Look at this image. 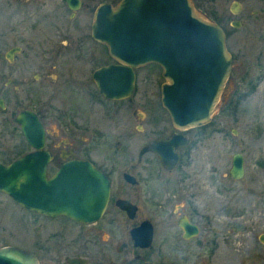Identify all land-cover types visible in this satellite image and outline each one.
<instances>
[{
  "label": "flooded vegetation",
  "instance_id": "obj_1",
  "mask_svg": "<svg viewBox=\"0 0 264 264\" xmlns=\"http://www.w3.org/2000/svg\"><path fill=\"white\" fill-rule=\"evenodd\" d=\"M95 1L0 0V48L7 47L4 51L0 50V64L3 65L0 78L2 74L22 76L24 65L20 62L19 56L22 55L23 48L19 42L14 41L16 38H24L27 30H34L38 27L45 28L46 26L60 33L58 49L53 47L50 50L53 54L47 61L55 58L68 61L66 64L73 65V69L77 70L74 72L79 78H83L85 73L82 59L86 57L82 55L85 53L84 45L87 44V41L84 38H76L71 41L70 37L73 31L83 33L87 16L91 17L89 37L95 43L92 48L97 51L98 48L103 49L109 59V62L97 68L122 64L109 56L105 44L99 43L91 37V27L97 9L105 4L114 7L119 0H100L97 3ZM229 11L233 15L239 14L242 11L241 2L232 1ZM258 14L259 10L255 9L249 15L257 16ZM74 20L76 23L72 24ZM231 23L235 27L243 25L240 19H234ZM245 28L254 32L250 24L246 22ZM14 31L22 32V34L15 35ZM61 34L64 37H61ZM42 58L34 59V61L37 65L48 66L50 63L40 62ZM261 59L262 56L259 55L255 58V62H262ZM147 65L159 67L162 77V69L156 63L133 68L135 77L133 91L138 70ZM52 68L54 65L45 67L47 75L38 72L30 80L27 77L20 79L21 84L33 85L31 87L32 94L38 103L41 98V90H44L45 87L44 84H40L41 81L45 83L47 76H50L52 80L49 81V84L54 83L52 81L56 77L48 72ZM94 70L91 73V79ZM92 82L97 89L93 79ZM164 82L163 79L159 91H161V85ZM11 83V79L7 78L4 86L0 89V94L4 96H0V157L7 158L6 142L9 139L12 141L9 135L15 136L16 132L22 138L27 149H24L25 146L20 144L18 148H15L17 151L13 152L17 156L7 162L0 160V164L6 165L36 150L26 141L20 124L15 121L20 112L30 110L37 116L44 129V143L41 149L49 154V161L46 165L47 177H50L66 161L87 160L109 181L106 206L95 221L78 222L66 215H45L21 207L23 212L31 214L34 220L31 226V238L28 241L24 236V240L22 239L21 243L18 242L17 247L31 253L37 264L163 263L151 258L154 253L156 222L161 214L165 232L163 253L167 254L168 249H179L178 239L170 236L175 227L180 231L181 240L190 241L198 248L203 247L204 241L200 239L203 228L193 218L197 213L196 194L192 191L190 178L183 173L189 169H185V165L194 160L191 153L195 145L200 142L203 133H206V127L210 125L214 114L208 123L177 127L172 123L167 110L161 104L160 107H150L153 116L151 118H154L156 125L161 126L165 121L166 125L161 130L163 134L146 129V134L156 135L146 137L141 141L142 137H137L135 131H145V123L149 122L148 114L130 104L114 105L130 100L133 91L126 98L111 99L103 96L97 89L103 103L88 104L82 85L78 84L80 98L76 99L68 93V102L65 105L51 102L47 105H39L35 109L18 106L20 108L13 111L8 108L11 107V104L6 101V96L9 97L7 88ZM19 90L17 85L12 90V93L18 98L17 91ZM107 103H113L114 106ZM88 113L96 119L91 122L104 126V129H98L97 139L100 141L95 143L97 144L96 150L90 147L93 138L83 134L88 128ZM136 119L139 123L132 125ZM105 135H108V138L102 142L101 138ZM140 142L142 144L139 146ZM161 158H164L165 162ZM156 192L160 193L156 194ZM0 194L6 195L2 191ZM171 204L173 207L164 215L165 208ZM154 205L158 206L159 210H153ZM141 212L148 213L150 218L141 216ZM183 223L194 226L196 231L193 232L194 227H190L186 231L181 225ZM149 229L151 230L150 234ZM185 234L190 237H185ZM87 255H92V258H88ZM93 256L96 257L95 260Z\"/></svg>",
  "mask_w": 264,
  "mask_h": 264
},
{
  "label": "rangeland",
  "instance_id": "obj_2",
  "mask_svg": "<svg viewBox=\"0 0 264 264\" xmlns=\"http://www.w3.org/2000/svg\"><path fill=\"white\" fill-rule=\"evenodd\" d=\"M232 1L235 0H192L199 16L223 28L226 47L232 55V69L216 106L214 117L191 153L194 160L185 165V169H189L183 173L190 178L192 191L196 194L197 213L193 218L203 228L200 239L204 241V245L198 248L190 241L181 240L180 231L175 227V231L173 230L170 236L178 239L179 249H168L167 254L163 253L164 223H162V214L161 216L157 214L159 217L156 222L154 253L151 258L164 264H264V243L258 238L260 234H264V0H237L242 5V11L237 15L229 11ZM255 9L259 10V14L249 15ZM234 19H240L243 25L233 26L231 21ZM90 22L91 17L87 16L83 33L73 31L70 37L71 41L76 38H84L87 41L84 45L85 53L82 55L86 58H83V64L81 63L85 73L83 78H79L75 73L77 70L73 69V65L66 64L68 61L60 60L61 58L47 61L53 54L50 50L53 47L58 49L60 35L58 31L47 26L46 29L38 27L39 29L27 30L24 38H16L14 42H19L23 48L19 58L24 69L21 77L2 74L0 78V89L7 78L12 81L7 88L9 97L6 96V101L11 104L8 108L13 111L20 108L18 106L35 109L39 105H47L51 102L65 105L69 94L76 99L80 98L78 84L82 85L88 104L103 103L92 82L91 73L98 66L109 62V59L103 49L98 48L97 51L92 48L95 43L89 37ZM245 22L250 24L254 32L245 28ZM75 23L76 20L72 21V24ZM13 34L19 36L22 32L14 31ZM61 37L64 35L61 34ZM6 48L0 50L4 51ZM259 55L262 56V62H255V58ZM40 58H42L40 62L50 64L37 65L34 59ZM52 65L54 68L48 72L56 78L51 84H49L52 80L50 76H47L45 83L41 81L40 84H44L45 87L41 90L38 103L32 94L33 85L21 84L20 79L27 77L30 80L38 72L47 75L45 67ZM2 66L0 64V71H3ZM162 81L159 67L153 65L142 67L138 70L135 89L130 100L114 104H130L148 114L149 122L145 123V131H135L137 137H142L141 141L156 135L146 134V129L163 134L161 130L165 128L166 121L161 126L156 125L154 118H151L153 116L150 110V107H160L159 86ZM16 85L20 89L17 91L19 98L12 93ZM0 96L4 97L2 94ZM107 104L114 106L113 103ZM87 119L88 128L83 134L93 138L90 147L96 150L95 143L100 141L97 139L98 129H104V126L91 122L96 119L89 113ZM135 123H139L138 119L132 125ZM9 136L12 141L9 139L6 142L7 158L0 157L3 162L16 157L17 154L13 153L17 151L15 148L20 144L24 145L18 132L15 136ZM102 138L103 142L108 135ZM141 144L140 142L139 146ZM24 149L27 147L25 146ZM234 153H240L243 157L244 175L239 180H233L228 176ZM158 193L160 192H156ZM171 207L172 204L165 208L164 215ZM153 210H159L158 206L154 205ZM141 216L150 218L148 213L141 212ZM33 220L31 214L23 212V209L9 197L0 194V247L17 246L18 242L24 240V236L29 241ZM87 256L92 258V255ZM93 258L96 259L95 256Z\"/></svg>",
  "mask_w": 264,
  "mask_h": 264
},
{
  "label": "water",
  "instance_id": "obj_3",
  "mask_svg": "<svg viewBox=\"0 0 264 264\" xmlns=\"http://www.w3.org/2000/svg\"><path fill=\"white\" fill-rule=\"evenodd\" d=\"M91 37L105 44L110 57L122 63L93 72L92 79L103 96H130L135 80L133 68L156 63L165 79L161 104L172 123L187 127L211 120L231 71V56L221 26L199 16L191 0H119L114 7L102 5L94 15ZM15 121L36 150L0 164V191L31 211L66 215L78 222L95 221L108 200L109 181L105 175L87 160H69L47 177L49 154L41 149V122L30 110L20 112ZM243 175V157L234 153L228 176L239 180ZM181 225L186 231L194 227ZM258 238L264 243V234ZM0 264L37 262L26 250L3 246Z\"/></svg>",
  "mask_w": 264,
  "mask_h": 264
}]
</instances>
